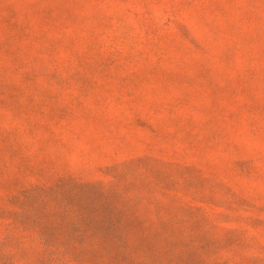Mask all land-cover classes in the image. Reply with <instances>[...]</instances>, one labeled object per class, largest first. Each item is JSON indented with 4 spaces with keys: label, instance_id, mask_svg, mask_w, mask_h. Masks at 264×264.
<instances>
[{
    "label": "rangeland",
    "instance_id": "1",
    "mask_svg": "<svg viewBox=\"0 0 264 264\" xmlns=\"http://www.w3.org/2000/svg\"><path fill=\"white\" fill-rule=\"evenodd\" d=\"M0 264H264V0H0Z\"/></svg>",
    "mask_w": 264,
    "mask_h": 264
}]
</instances>
